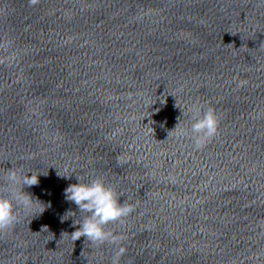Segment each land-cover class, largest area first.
Returning a JSON list of instances; mask_svg holds the SVG:
<instances>
[{
    "label": "water",
    "instance_id": "1",
    "mask_svg": "<svg viewBox=\"0 0 264 264\" xmlns=\"http://www.w3.org/2000/svg\"><path fill=\"white\" fill-rule=\"evenodd\" d=\"M11 168L41 176L0 264H264V0H0V194ZM76 177L134 207L112 241H73Z\"/></svg>",
    "mask_w": 264,
    "mask_h": 264
},
{
    "label": "clouds",
    "instance_id": "2",
    "mask_svg": "<svg viewBox=\"0 0 264 264\" xmlns=\"http://www.w3.org/2000/svg\"><path fill=\"white\" fill-rule=\"evenodd\" d=\"M37 2L38 0H29L30 5ZM190 110L193 113V122L185 134L190 131L194 145L199 149L218 134L220 118L212 107L205 110L198 105H193ZM40 176L34 173L18 175L12 168L8 170L4 185L5 193L0 194V233L13 229L19 223L17 209L20 206L32 207L34 199L23 189L38 186ZM63 177L72 178V176ZM76 180L77 183L65 188L64 197L68 202L74 203L79 212L88 215L80 223H73V227L77 229L71 234L73 241L83 237L86 243L96 246L112 241L114 238L110 232L106 231L107 225L121 222L134 211V207L126 202L121 203L116 190L100 177L91 179L87 183L82 182L80 177H76ZM17 185H21L19 190ZM124 251L123 248L119 250L114 264H118V259Z\"/></svg>",
    "mask_w": 264,
    "mask_h": 264
}]
</instances>
